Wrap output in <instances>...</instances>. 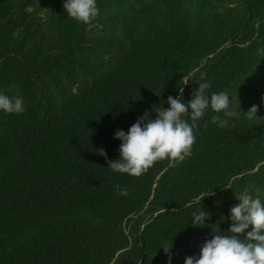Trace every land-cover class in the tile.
Segmentation results:
<instances>
[{
	"label": "trees",
	"instance_id": "16d2710c",
	"mask_svg": "<svg viewBox=\"0 0 264 264\" xmlns=\"http://www.w3.org/2000/svg\"><path fill=\"white\" fill-rule=\"evenodd\" d=\"M148 1L97 0L87 28L52 0H0V91L19 85L25 103L0 112V264H167L168 240L183 264L216 227L226 232L242 191L264 199V0ZM201 72L241 109L231 126L209 110L179 164L112 171L114 131L154 119L169 95L188 101ZM200 207L209 215L194 226Z\"/></svg>",
	"mask_w": 264,
	"mask_h": 264
},
{
	"label": "clouds",
	"instance_id": "9594fccd",
	"mask_svg": "<svg viewBox=\"0 0 264 264\" xmlns=\"http://www.w3.org/2000/svg\"><path fill=\"white\" fill-rule=\"evenodd\" d=\"M63 9L68 17L87 28L95 26L100 11L97 0H63ZM26 11L33 9L28 6ZM195 73L196 69H193L188 77H194ZM204 77L205 74L201 72L198 87L188 101L181 94L175 97L169 95L166 98L168 107L154 109V119H148L145 112L127 131L115 130L113 138L120 141L119 157L110 160L107 166L112 171L130 176L142 175L159 160L166 159L169 166L174 167L192 154L196 139L194 130L209 110L215 113L210 117L213 124L221 129L230 127L232 119L242 113L238 110V104L233 107L232 99H229L231 94L226 91L209 92L211 85ZM193 81L197 82L195 79ZM187 83L185 79L183 84ZM9 88L15 89V93L9 95L0 91V112L23 113L25 103L19 85L12 84ZM255 113V105L243 112L249 120L256 117ZM97 151L107 159L103 148ZM225 188H232L231 184ZM114 190L118 195H129V189L119 184L114 186ZM209 192L197 195L190 203L200 205L201 198ZM236 199L238 203L229 208L227 218L230 224L226 232L216 227L211 238H205L199 246L198 255L185 257L183 264H264V199L246 190ZM208 215L200 207L191 213L190 222L194 226H202ZM171 246V240L160 245L167 254V264H172Z\"/></svg>",
	"mask_w": 264,
	"mask_h": 264
},
{
	"label": "rangeland",
	"instance_id": "374dc122",
	"mask_svg": "<svg viewBox=\"0 0 264 264\" xmlns=\"http://www.w3.org/2000/svg\"><path fill=\"white\" fill-rule=\"evenodd\" d=\"M52 1L54 2V4H56L58 6L59 9L63 8V0H52ZM144 3H146L145 6L150 8V4H149L148 0H144L143 4ZM50 12H51L50 9H46L43 13L40 14V23H41L40 26L42 28L48 27V24H49L48 21L51 19ZM108 55H109V53H106L103 56V61L104 62L107 61ZM238 110H241V109H238ZM256 117H258V116H256ZM196 255H198V251L193 249V248H190V249H188L186 251L185 257H187V256H196Z\"/></svg>",
	"mask_w": 264,
	"mask_h": 264
}]
</instances>
